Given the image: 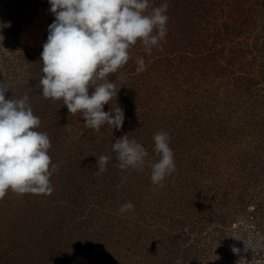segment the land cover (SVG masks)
<instances>
[{
	"label": "rangeland",
	"instance_id": "1",
	"mask_svg": "<svg viewBox=\"0 0 264 264\" xmlns=\"http://www.w3.org/2000/svg\"><path fill=\"white\" fill-rule=\"evenodd\" d=\"M165 2L166 38L151 55L137 42L109 76L121 88L104 111L119 106L122 128L95 132L41 94L49 0H0L5 99L29 95L58 165L51 195L0 200V264H264V0H150ZM159 131L176 165L163 187L147 166L122 173L112 150L129 134L156 161Z\"/></svg>",
	"mask_w": 264,
	"mask_h": 264
},
{
	"label": "clouds",
	"instance_id": "2",
	"mask_svg": "<svg viewBox=\"0 0 264 264\" xmlns=\"http://www.w3.org/2000/svg\"><path fill=\"white\" fill-rule=\"evenodd\" d=\"M49 4L55 19L41 53L42 96L53 102L62 100L70 114H80L85 128L100 132L107 125L120 130L123 110L116 105L104 111L121 88L109 76L129 62V50L137 42L151 55L153 47L166 38L168 4L153 7L150 0H49ZM136 64L137 72L145 70L142 57L136 58ZM9 88L0 83V200L9 190L18 195H51L50 177L58 165L48 154L52 146L49 135L37 131L41 120L33 113L29 95L6 100ZM153 140L156 161L129 134L116 139L112 150L122 173L142 172L147 166L151 182L163 187L176 171L175 154L166 131L155 133ZM110 159L105 155L97 159V176L107 171ZM126 181L127 176L121 186ZM133 210L131 202L119 208L121 214ZM232 252L239 254V249L233 247Z\"/></svg>",
	"mask_w": 264,
	"mask_h": 264
}]
</instances>
